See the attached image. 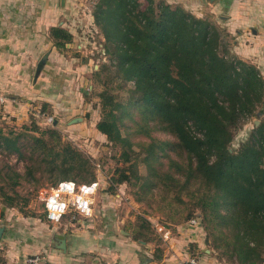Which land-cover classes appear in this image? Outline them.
I'll list each match as a JSON object with an SVG mask.
<instances>
[{"label":"trees","instance_id":"obj_1","mask_svg":"<svg viewBox=\"0 0 264 264\" xmlns=\"http://www.w3.org/2000/svg\"><path fill=\"white\" fill-rule=\"evenodd\" d=\"M93 15L104 37L112 79L131 96L126 107L109 90L99 94L101 118L96 129L119 148L120 165L109 190L114 184L141 179L139 154L119 126V112L131 117L126 110L138 105L139 120L149 129L174 136L173 141L152 138L143 143L149 147L140 161L148 176L158 173L154 142L159 153L169 148L183 156L185 163L177 164L184 176L182 186L195 182L194 204L202 214L193 217L189 211L186 219H198L228 264H264V123L254 126L237 149L231 148L239 126L263 113L264 78L256 66L231 51L215 22L165 0H97ZM49 37L59 51L73 39L60 26H52ZM15 144V139L0 133V149L20 153ZM33 147L39 156L36 164L44 166L50 178L55 176L54 185L95 180L89 158L63 141L59 131L41 130ZM28 173L32 175L31 169ZM10 178L11 192L0 186V195L6 206L14 207L19 175ZM163 178L176 181L169 171ZM143 185L153 187L149 182ZM0 264H9L2 251Z\"/></svg>","mask_w":264,"mask_h":264},{"label":"rangeland","instance_id":"obj_2","mask_svg":"<svg viewBox=\"0 0 264 264\" xmlns=\"http://www.w3.org/2000/svg\"><path fill=\"white\" fill-rule=\"evenodd\" d=\"M165 1L191 12L190 5L185 3L187 0ZM96 2L97 0L35 1V10L39 13L52 11L53 19L52 23L40 24L38 30V57L32 68L35 92L28 96L27 109L24 113L16 114L7 112L0 105V133L15 139V145L20 152L9 151L6 148L0 149V186L11 192L10 176L19 175V183L14 188L19 194L16 197V206H6L0 195V220L3 219L4 210H10L13 212V219L23 220V224L18 226V231L24 235L25 242L33 243L36 237L39 239L49 237V240L57 244L58 239L73 234L76 229L85 230L91 234L90 231L99 229L102 219L112 213L114 217L131 218L135 228L133 235L159 245L156 248L159 252L163 251L164 241L156 229L165 227L170 229L175 237L182 236V238L177 237L178 244L181 249L187 250V256H184L187 258V263H190L189 260L195 253L204 255V250L209 253L208 255L230 263L220 250L212 246L203 225L191 227L188 224L191 218L188 217L190 219L187 220L186 215L189 211L193 217H201L202 214L194 204L193 195H198V191H195V182L191 181L188 188L182 186L184 176L180 174L177 164L185 163V158L169 148L164 153H159L158 142H154L153 149L158 153V160L154 162V167L158 173L156 176H148V169L141 161L149 146L143 147V143H148L152 138L158 141H173L174 136L157 128L149 129V126L139 120L141 115L138 112V105L126 110L130 111L131 117L119 112L122 116L119 126L122 134L131 139L133 150L139 154L138 172L141 179L138 181L133 179L130 183L114 184L109 190L114 169L120 165L117 159L119 148L108 142L105 135L96 129V123L101 118L99 94L109 90L126 107L130 106L128 102L131 96L128 90L117 88L116 82L112 79L113 71L109 55L105 53L104 37L94 20L93 12ZM214 16V14H208L202 17ZM52 26L63 27L73 35L72 42L61 51L52 45L49 37V29ZM220 28L223 29L225 40L232 49L235 35L229 34L223 27ZM45 54L47 58L35 78L37 63ZM261 56L263 62L264 50ZM244 61L255 65L264 78V64L258 55L250 56ZM130 85L131 83H128L126 88ZM135 99H138V96L135 95ZM261 108L262 114L252 116L239 126L231 148L237 149L239 144L249 137L254 126L264 123V104ZM49 117L52 118L51 122H47ZM76 117L82 119L71 123L70 121ZM48 128L59 131L63 141L71 142L89 158L94 166L95 180L100 181L98 194H107L105 207L111 210L106 213L99 210L101 202L97 194L93 216L89 220H84L83 226L79 225V227L76 221L65 219L58 225H52L45 220L39 193L48 191L54 185L55 176L50 178L44 166L36 164L39 156L33 147V138L38 136L41 130ZM150 132L151 137H148L147 134L150 135ZM37 168L38 170H35ZM30 169L31 176L28 175ZM164 171L174 175L176 181L165 180ZM144 182L151 183L153 187L144 186ZM32 231L37 232L36 237ZM28 233L33 236L27 238ZM192 238L201 240V248L197 249L190 241Z\"/></svg>","mask_w":264,"mask_h":264},{"label":"crops","instance_id":"obj_3","mask_svg":"<svg viewBox=\"0 0 264 264\" xmlns=\"http://www.w3.org/2000/svg\"><path fill=\"white\" fill-rule=\"evenodd\" d=\"M35 1L0 0V91L12 99L2 107L16 114L25 112L28 96L35 92L32 68L38 57L40 24L52 23L53 19L52 11L39 13L35 10ZM185 3L198 17L214 14L210 20L235 35L231 50L240 59L258 55L262 62L264 0H215L213 3L187 0ZM98 195L101 202L99 210L104 213L111 210L105 207L107 194ZM12 214L6 209L0 220L3 229L0 252H4L9 264H25L26 257L36 253L44 256L46 264H190L184 258L187 250L178 244L182 236L177 238L172 234L170 240L164 242L163 251L159 252L156 249L159 245L133 235L134 224L127 216L114 217L109 213L102 219L101 227L90 231L91 234L76 229L73 234L63 237L66 249L62 250L49 237H36V231H32L35 242H25L24 235L18 231L23 220L13 219ZM84 220L89 219L76 220V224L83 226ZM33 235L28 233L26 236L30 238ZM190 241L197 249L201 248L200 239L192 238ZM208 254L204 250V255L195 253L192 258L196 264H228Z\"/></svg>","mask_w":264,"mask_h":264},{"label":"built area","instance_id":"obj_4","mask_svg":"<svg viewBox=\"0 0 264 264\" xmlns=\"http://www.w3.org/2000/svg\"><path fill=\"white\" fill-rule=\"evenodd\" d=\"M12 101L5 93L0 91V105L4 106ZM52 118H47L51 122ZM100 190V181L94 180L90 183H76L72 180H62L52 186L46 192L39 193L45 219L52 225L60 224L65 217L68 221L79 219H90L94 213L95 197ZM191 227L199 224L197 218L188 220ZM160 238L167 242L170 240L172 232L165 227L156 229ZM190 264H196L194 258L189 260ZM25 264H46L42 254L36 253L26 257Z\"/></svg>","mask_w":264,"mask_h":264},{"label":"water","instance_id":"obj_5","mask_svg":"<svg viewBox=\"0 0 264 264\" xmlns=\"http://www.w3.org/2000/svg\"><path fill=\"white\" fill-rule=\"evenodd\" d=\"M208 2H213L214 0H207ZM47 58V55L45 54L38 62L37 64V67H36V71H35V78L38 76L40 70H41V67L43 66L45 60ZM82 118L80 117H76L74 119H72L70 122L71 123H74V122H77L78 120H81ZM257 122V121H256ZM3 229L0 227V235L2 233ZM57 247L59 249H62V250H65L66 249V240L64 238L62 239H58V243H57Z\"/></svg>","mask_w":264,"mask_h":264}]
</instances>
